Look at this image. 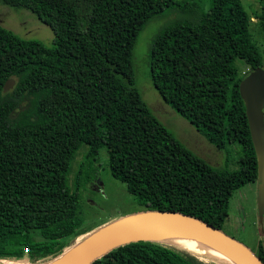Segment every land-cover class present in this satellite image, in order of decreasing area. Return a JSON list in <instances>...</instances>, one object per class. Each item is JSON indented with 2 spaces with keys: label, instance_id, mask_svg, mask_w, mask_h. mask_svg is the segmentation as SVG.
I'll use <instances>...</instances> for the list:
<instances>
[{
  "label": "trees",
  "instance_id": "obj_1",
  "mask_svg": "<svg viewBox=\"0 0 264 264\" xmlns=\"http://www.w3.org/2000/svg\"><path fill=\"white\" fill-rule=\"evenodd\" d=\"M27 9L54 34L51 46L0 25V261L45 264L75 242L81 176L77 151L105 148L113 179L146 210L173 211L220 230L234 192L256 183L257 163L239 93L264 59V0L251 17L241 0L177 5L148 47L162 100L218 151L239 147L236 169L212 166L180 143L143 101L133 73L142 30L173 0H0ZM264 45V44H263ZM237 62L249 68L242 74ZM8 79L12 89L3 92ZM264 111V109H263ZM90 179L87 173L83 183ZM76 241V240H75ZM26 249V251H25ZM264 262V246L255 253ZM91 264H217L178 246L135 241Z\"/></svg>",
  "mask_w": 264,
  "mask_h": 264
},
{
  "label": "rangeland",
  "instance_id": "obj_2",
  "mask_svg": "<svg viewBox=\"0 0 264 264\" xmlns=\"http://www.w3.org/2000/svg\"><path fill=\"white\" fill-rule=\"evenodd\" d=\"M173 2L176 4L174 7L154 18L138 36L133 52V73L136 85L152 113L180 143L210 165L226 166L229 170H234L239 157V147L236 145L227 147L229 159L226 162V152L218 151L188 121L180 117L162 100L151 84L148 47L156 30L176 17L177 5L182 2H194L202 11H207L210 7V0H173ZM241 4L244 11L251 17L255 12L260 11L259 0H241ZM252 21L253 39L260 56L264 59V37L260 28L255 25L256 19ZM0 25L22 39L37 40L47 46H51L54 40L52 30L27 9L11 8L0 3ZM237 64L242 74L249 71L242 62ZM262 68L264 69V61ZM72 167L70 183H74L76 173L79 172L81 176L78 213L82 219V225L78 229L81 233L77 234L75 240L117 219L144 211V208L138 205L135 198L127 192L126 186L111 177L105 148H99L97 153L89 157V147L83 145L77 151ZM87 173L90 179L83 183ZM228 215L222 228L225 234L239 240L254 253L258 249V244L264 246V217L260 222L257 182L248 183L234 192L229 201ZM19 262L29 264L26 259Z\"/></svg>",
  "mask_w": 264,
  "mask_h": 264
},
{
  "label": "water",
  "instance_id": "obj_3",
  "mask_svg": "<svg viewBox=\"0 0 264 264\" xmlns=\"http://www.w3.org/2000/svg\"><path fill=\"white\" fill-rule=\"evenodd\" d=\"M14 83L13 79H8L3 86V92L12 89ZM239 93L245 105L250 138L256 156L258 213L262 222L264 217V69L257 68L250 71L241 80ZM170 232H183L206 240L240 264H264L242 242L198 218L173 211L146 209L117 219L93 232L90 239L72 255L55 264H91L112 249L140 240L161 242L150 237L154 234Z\"/></svg>",
  "mask_w": 264,
  "mask_h": 264
},
{
  "label": "bare ground",
  "instance_id": "obj_4",
  "mask_svg": "<svg viewBox=\"0 0 264 264\" xmlns=\"http://www.w3.org/2000/svg\"><path fill=\"white\" fill-rule=\"evenodd\" d=\"M93 232L83 236L75 241V243L67 248L58 258L48 262L47 264H55L70 255H72L80 246L85 244L91 237ZM150 238L157 239L158 241L175 245L183 248L193 254L200 257L209 258L218 264H240L233 260L231 257L220 251L210 242L201 238L189 235L183 232H170V233H158L152 235ZM0 264H22L19 261H0ZM30 264V263H29Z\"/></svg>",
  "mask_w": 264,
  "mask_h": 264
},
{
  "label": "built area",
  "instance_id": "obj_5",
  "mask_svg": "<svg viewBox=\"0 0 264 264\" xmlns=\"http://www.w3.org/2000/svg\"><path fill=\"white\" fill-rule=\"evenodd\" d=\"M25 251H26V249H25Z\"/></svg>",
  "mask_w": 264,
  "mask_h": 264
}]
</instances>
